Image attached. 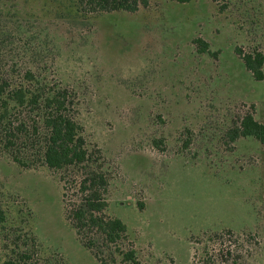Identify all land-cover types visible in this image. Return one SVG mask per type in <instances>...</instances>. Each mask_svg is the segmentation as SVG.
<instances>
[{
  "label": "rangeland",
  "instance_id": "rangeland-1",
  "mask_svg": "<svg viewBox=\"0 0 264 264\" xmlns=\"http://www.w3.org/2000/svg\"><path fill=\"white\" fill-rule=\"evenodd\" d=\"M15 3L56 35L53 76L77 92L85 135L106 159V213L126 225L140 260L264 264V146L248 137L229 149L224 135L246 109L264 123V80L234 52L264 48V4L254 30L250 18L219 12L212 0H147L78 32L57 17V0ZM62 191L50 170L0 156L9 217L30 211L27 225L43 250L65 264H99L65 221Z\"/></svg>",
  "mask_w": 264,
  "mask_h": 264
},
{
  "label": "trees",
  "instance_id": "trees-1",
  "mask_svg": "<svg viewBox=\"0 0 264 264\" xmlns=\"http://www.w3.org/2000/svg\"><path fill=\"white\" fill-rule=\"evenodd\" d=\"M57 1L63 5L57 17L78 32L88 29L100 14L135 12L147 4V0ZM212 1L219 12H235L243 21L250 18L247 23L252 30L258 24L253 17L264 4V0ZM50 28L36 17L19 14L15 0H0V156L22 169L43 167L57 175L64 219L99 264H144L126 225L106 213V159L85 135L77 92L53 76L58 46ZM195 42L201 52L207 50L205 41ZM234 52L254 80H264L262 46H236ZM229 122L224 132L229 149L238 139L248 137L264 146V123L256 120L252 110L242 111ZM153 142L158 145L160 140ZM19 213V219L10 218L0 204L3 264H65L58 253L43 250L27 225L30 211L23 214L20 208ZM217 236L216 232L208 235L211 240Z\"/></svg>",
  "mask_w": 264,
  "mask_h": 264
}]
</instances>
